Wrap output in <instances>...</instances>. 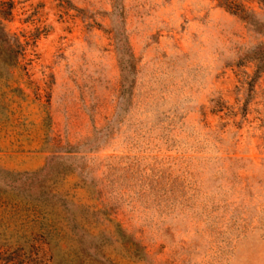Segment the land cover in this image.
I'll use <instances>...</instances> for the list:
<instances>
[{"label": "rangeland", "instance_id": "rangeland-1", "mask_svg": "<svg viewBox=\"0 0 264 264\" xmlns=\"http://www.w3.org/2000/svg\"><path fill=\"white\" fill-rule=\"evenodd\" d=\"M220 0H0V264H264V66Z\"/></svg>", "mask_w": 264, "mask_h": 264}, {"label": "trees", "instance_id": "trees-1", "mask_svg": "<svg viewBox=\"0 0 264 264\" xmlns=\"http://www.w3.org/2000/svg\"><path fill=\"white\" fill-rule=\"evenodd\" d=\"M222 6H224L228 11L239 16L241 19L249 23L251 26H255V22L252 21L251 16L254 15L252 10H248L243 6L235 3L233 0H220ZM262 13L264 14V0H258ZM251 53L254 54V59L261 61L262 66H264V40L259 44L255 45L251 50Z\"/></svg>", "mask_w": 264, "mask_h": 264}]
</instances>
